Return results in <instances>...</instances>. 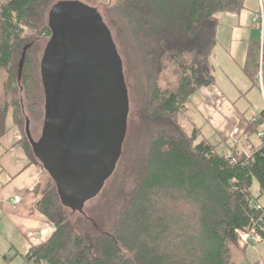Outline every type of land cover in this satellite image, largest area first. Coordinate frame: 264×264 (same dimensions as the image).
<instances>
[{
    "label": "trees",
    "instance_id": "1",
    "mask_svg": "<svg viewBox=\"0 0 264 264\" xmlns=\"http://www.w3.org/2000/svg\"><path fill=\"white\" fill-rule=\"evenodd\" d=\"M56 1L0 3V131L9 107L21 129L19 91L29 111L41 108L38 116H43L38 104L40 58L32 46L37 38L50 36L47 12ZM90 1L107 2L127 23L135 63L148 84V101L141 112L147 142L138 154L140 167L132 189L126 199L121 198L124 202L117 212L104 225L96 226L94 221L73 227L54 180L37 159L25 128L21 129L24 149L52 180L36 206L55 227L49 239L30 248L25 260L29 264H238L235 258L244 257L252 243L243 242L240 232L255 229L264 244V136L247 153L234 151L236 144L230 138L231 150L219 152L210 141L198 138V128L188 133L179 116L195 90L214 82L210 55L217 43L218 13L239 12L244 0ZM259 44L260 40L249 43L244 65L253 81ZM168 67L173 83L164 84ZM260 126L264 127V108L249 120L256 134ZM115 196L119 201L123 193L116 190Z\"/></svg>",
    "mask_w": 264,
    "mask_h": 264
},
{
    "label": "water",
    "instance_id": "2",
    "mask_svg": "<svg viewBox=\"0 0 264 264\" xmlns=\"http://www.w3.org/2000/svg\"><path fill=\"white\" fill-rule=\"evenodd\" d=\"M50 36L40 57V136L25 130L61 204L83 212L115 171L129 112L123 62L94 5L58 0L47 12Z\"/></svg>",
    "mask_w": 264,
    "mask_h": 264
},
{
    "label": "crops",
    "instance_id": "3",
    "mask_svg": "<svg viewBox=\"0 0 264 264\" xmlns=\"http://www.w3.org/2000/svg\"><path fill=\"white\" fill-rule=\"evenodd\" d=\"M226 14L240 16V12ZM229 26V30L217 28L216 44H222L225 36L229 42L224 49L215 45L210 55L214 82L200 86L189 96L185 108L189 112L184 120L191 129L198 128V138L207 139L219 152L231 150L229 133L238 126L233 150L247 153L260 142V136L254 132L256 128H249V120L257 118L264 108V78L261 89L254 84L257 83L255 77L253 81L244 70L249 43L256 41L255 30L235 27L232 23ZM260 35L261 32L259 39ZM240 43L245 44L246 53ZM242 52L243 59L239 60L238 55ZM233 70L238 72L232 73ZM254 90L258 94L261 92V104L254 96L251 100L248 98ZM257 130L264 133L263 126ZM21 139V129L9 107L4 114L3 130L0 131V264H29L25 256L30 248L45 242L55 230L49 218L36 206L43 182L48 181L49 175L30 158ZM16 195L20 199L13 203Z\"/></svg>",
    "mask_w": 264,
    "mask_h": 264
},
{
    "label": "rangeland",
    "instance_id": "4",
    "mask_svg": "<svg viewBox=\"0 0 264 264\" xmlns=\"http://www.w3.org/2000/svg\"><path fill=\"white\" fill-rule=\"evenodd\" d=\"M6 0H0V3ZM90 5H94L101 12L104 21L110 27L113 38L117 45L119 54L121 56L123 62V71L125 76V82L128 90V98H129V112L127 117V130L125 134V138L122 145L121 157L117 162L115 171L113 174L107 179L104 187L100 191V193L91 200L85 202L83 212L72 211L67 207H62L63 212L66 216L67 221L73 227H79L85 224L92 225L94 221L97 225H104L108 217L117 212V206L120 203L119 207H121L123 202L121 198L126 199V195L132 189L134 184L135 175L138 172L140 167L138 154L141 152L142 147L147 142L146 132L147 129L145 124L142 123V114L141 112L144 110L145 104L148 101V84L145 83V75L142 72V68L136 65L134 57H133V44L131 37L127 31V23L125 19H123L120 14L116 12V10L110 9V4L107 2H92L90 0H83ZM258 1L257 0H244L242 8H240V16H232L227 15L226 12L218 13V17L220 19V27L218 26V30L221 28H225L229 30L231 28L229 25L232 23L235 27H243L244 29H253L255 30L256 35H254V40L259 41V32H261L259 26H261V21L259 19L251 22L253 13L258 9ZM238 22L240 25H238ZM226 24V25H225ZM220 35V34H219ZM222 35V33H221ZM220 35V37H221ZM48 36L39 37L36 39L34 45L32 46L36 56L40 58L43 53L44 46L48 40ZM263 39H264V29H263ZM229 38L225 36L224 40H222V44H216L218 47L224 49L225 45L229 42ZM253 40V39H252ZM221 43V41H220ZM264 43V41H263ZM132 44V45H131ZM228 45V44H227ZM240 46L244 48V52L246 51L245 44L240 43ZM260 46V44H259ZM213 52V51H212ZM243 54L238 55L239 60L243 59ZM246 53V52H245ZM169 67L167 68L168 73L163 74L164 84L173 83V78L169 74ZM238 71L233 70L232 73H237ZM246 82V81H245ZM162 84V85H164ZM257 87V86H256ZM258 88V87H257ZM259 90V89H258ZM19 98L21 103V129L24 131L26 126V118L29 120V129L31 135L34 139H38L40 136L41 125L43 116L39 115V110L32 112L28 109V102L23 96V92L19 91ZM255 94V95H254ZM252 96L261 104L263 100V96L261 92H256V90L252 91L249 95V99L251 100ZM246 100V99H245ZM43 108L44 98L41 90V96L38 101V104ZM43 110V109H42ZM187 112H189L187 110ZM185 110L180 112L179 123L184 127V129L191 133L192 129L189 126V123H186L184 120L186 116H188ZM211 140H214L211 137ZM220 150V147H217ZM48 178V176H47ZM50 183L52 180L50 177L48 181ZM45 180L43 182V189L47 186ZM119 191L123 193V196L117 197L119 201L116 199L115 191ZM17 196V195H16ZM20 197V196H19ZM125 197V198H124ZM15 198V196H14ZM262 204H264L262 202ZM90 219V221H89ZM101 223V224H100ZM108 228V227H107ZM106 228V229H107ZM105 229V230H106ZM258 238V237H257ZM257 242L249 241L246 248L245 256L238 255L235 260H237L238 264H251L252 262H257L256 264H264L262 262L264 255V244L263 241L257 239ZM244 242V240H242ZM242 244L241 246H243ZM245 247V245H244Z\"/></svg>",
    "mask_w": 264,
    "mask_h": 264
},
{
    "label": "built area",
    "instance_id": "5",
    "mask_svg": "<svg viewBox=\"0 0 264 264\" xmlns=\"http://www.w3.org/2000/svg\"><path fill=\"white\" fill-rule=\"evenodd\" d=\"M258 1V9L253 13L252 19L253 21L259 19L261 21V26H259L261 30L260 35V46H259V52H258V61H257V70L255 74V80L257 81L259 87L262 89V82L264 78V45H263V26H264V2L263 0H257ZM239 132V127L235 126L232 128V130L229 133V138L233 143L237 142V134ZM259 136H264V133L258 132ZM227 157H231V159H234L231 154L227 153ZM1 184V181H0ZM20 199L19 196H15V198L12 200L13 203L17 202ZM260 207V205H258ZM239 236L244 241H255L257 239V234L255 232V229L246 231V232H240Z\"/></svg>",
    "mask_w": 264,
    "mask_h": 264
}]
</instances>
